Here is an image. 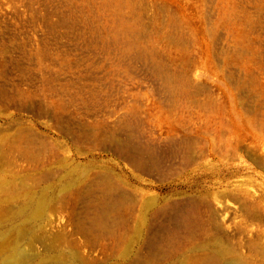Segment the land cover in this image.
<instances>
[{
  "label": "rangeland",
  "instance_id": "rangeland-1",
  "mask_svg": "<svg viewBox=\"0 0 264 264\" xmlns=\"http://www.w3.org/2000/svg\"><path fill=\"white\" fill-rule=\"evenodd\" d=\"M205 122L231 135L235 152L196 149L185 161L178 140ZM110 132L157 147V165L141 180L131 177L126 160L97 145ZM59 159L81 178L91 169L87 184L110 171L125 179V192L141 188L144 198L236 188L260 202L259 219H245L225 198L237 209L229 207L221 232L251 264H264V0H0V189H37ZM54 183L48 207L29 222L28 210L15 214L22 197L1 193L0 264H41L56 255L63 256L58 264H123L109 234L77 228L98 192L74 203L62 190L72 179ZM173 215L153 222L147 234L155 245L140 247L139 264L205 252L195 248L198 231L176 232L179 240ZM21 223L26 232L18 235L12 228ZM72 250L79 260L68 256Z\"/></svg>",
  "mask_w": 264,
  "mask_h": 264
},
{
  "label": "bare ground",
  "instance_id": "bare-ground-1",
  "mask_svg": "<svg viewBox=\"0 0 264 264\" xmlns=\"http://www.w3.org/2000/svg\"><path fill=\"white\" fill-rule=\"evenodd\" d=\"M161 72H163V71H161ZM181 74L182 73H180V75ZM172 76H173V73H172ZM177 77H178V75H177ZM231 80H233V79H231ZM175 83L176 82L174 81V84ZM167 84H168V82H167ZM187 92H189L191 94L190 90ZM186 94L189 95L188 93H186ZM212 103H213V101H212ZM202 104H201V106H202ZM206 104L209 105L208 102ZM214 104H212V105L214 106ZM207 105H206V107H207ZM215 105H217V104H215ZM212 109H213V107H212ZM248 121H249V119H248ZM133 123H134V121H133ZM134 124H136V123H134ZM218 128H220V127H218ZM95 129H96V127H95ZM66 130H67V128H66ZM21 134H18V136ZM175 136H177V135H175ZM139 138L141 139L140 136H139ZM200 138H202L201 141L199 140ZM123 139H125V138H123ZM203 139L205 141H203ZM231 141H232L231 135L229 136V135L225 134L224 132L220 131V129H217V130L214 129L213 130V128H210V125L205 122V124L203 126L198 127L195 130H190L189 132H184L182 135V138L180 140H178V142H177L178 143L177 149H179L183 153L185 161H193V160H191V157H192L191 153L194 152L196 149H198L201 152V155H202L203 150H207L208 153H217L219 155H224L226 152L229 153V151L235 152L236 146H235V144L231 143ZM132 142H134V141H132ZM142 142H143V140H142ZM169 142L170 141H168V143ZM219 143H221V144H219ZM131 144L129 143V141L127 142L126 140H122L120 137H118L113 132H110L106 136L99 138L97 140V145L99 147H101L103 149H107V147L109 145L110 146L109 150L112 151L113 154L118 155L122 159L126 160L133 167V170H134V172L131 174V177H134L136 180H141L140 173H145V172L147 173L148 171L150 172V170H152V168H154L157 165V161H159V160H156V155H157L158 150H157V147H156L157 151L154 148L140 147L138 145V144H142L140 142L137 144L138 146H133L134 143H133V145H131ZM143 144H145V143H143ZM142 146H144V145H142ZM160 146H162V145H160ZM151 147H152V145H151ZM161 148H163V146ZM163 151H166V150L163 149ZM171 151H172V149H171ZM173 151H174V149H173ZM222 151H224V152H222ZM168 152H170V151L168 150ZM24 153L27 156L32 155V151H30L28 148H25ZM172 154H171V156H172ZM174 154L176 156L177 153H174ZM230 154H227V155L230 156ZM197 156H199V155H197ZM162 157H164L163 154H162L161 159H160L161 161H163ZM174 159H175V157H174ZM58 161H59L60 165L57 166V170L48 169L45 171V174L42 175L43 177L40 176L44 183H43V185L39 186L37 189L28 187L26 185L22 186L20 188L21 190H18V188H16L17 186L16 187L15 186H10V187L7 186L5 188L0 189V197H1V193H4V192H6V195H5V193H4V195L7 198H9L10 200H14V199H17L18 197H20V198L22 197V205L19 207V209H17L15 211V214H18V213L19 214H25L26 211L28 210L30 213H29V215L26 213L25 222L26 221L29 222L32 219L31 216H36L37 214H39L41 211L45 210L48 207L49 204L47 202V199H48L49 194L52 191L53 184H55L54 181L55 182L56 181L61 182V181H65L67 178V179H72L73 184L63 185L62 190H64V193H67V195H70L72 197L74 203H76L78 200L80 201V199L83 197H87V198L90 197L95 192H98V194H99L98 198L95 195L97 198L96 200L93 199L94 197L93 198L91 197L93 200L90 199V205H89V207L87 206L88 208L85 210L83 220L79 221V223L77 224V226H78L77 228L79 229V232L80 233L85 232V234L86 233L89 234V232H93V233L98 232V235H99V232H105V233L109 234L113 239V243H114L113 248L116 251L119 259L121 261H123V264H139V260H141L140 258H142L139 255L140 247L143 245H145V247H146V245H149V246L155 245L154 239H152L150 236L148 237V234H147L149 232V230L151 229L153 222L156 219L158 220V218L167 214L170 211L171 212L174 211V215L171 217L174 219L173 221L175 222V223L173 222L174 225L171 226V228L173 227L172 229L174 230V233L176 234V232H183L182 230H184L185 231L184 233L189 232V234L187 233V235L189 237H192L193 235H191L190 233H195L196 231H198V233L196 232L197 236L199 234H202L203 237L199 241H197L195 248L198 250H204L205 252H203L200 255L197 252L196 254H198V256L193 254L196 257L192 258V256H191L192 259L189 256L190 261L182 257L183 259L178 260V261H174V262L169 263V264H222L223 260L227 256L230 257V260L228 262H226L225 264H251L244 257H242L237 252V250H234V248H235L234 246H232L233 249L231 248V246L227 243L226 235H224L221 232V227H222V225L225 224V217L227 216V213L229 212V207H233V210L237 209V208H235V205H231L230 203L225 201L224 200L225 198H230L232 200L233 204H238V209L244 213L245 219L247 218L252 223L255 222L256 220L258 221V219H259L258 211H260V210L258 209V206H259L260 202H258V201L255 202V200L251 201L250 196H246L245 193H241V192L239 193V191L236 192V190H235L236 188H223V189L217 190L215 192H210L209 190H206V191L201 192L199 194L188 195V194L184 193L183 196H179V197H172V195H169L168 197L163 196L161 198H159L157 196H148V197L144 198L141 194L142 189L139 188V189H135V192H136V195H138V196L141 195V196L137 199L135 198V200H134L133 197H136V195H131V190L128 191L130 194L123 190L125 188L124 185L127 184L125 179H120V178L115 177L114 174H112L110 171L98 172L96 175V180L92 183H88L89 184L88 185L87 182H88V177L90 175L91 169L86 171L85 174L83 175V177L81 178L78 175L79 172H78V169L76 166L69 168L68 166L61 165L62 161L60 159ZM167 161H169V160H167ZM174 161H176V160H174ZM176 162H175V164H176ZM161 164H162V162H161ZM186 164H188V163H186ZM189 165H192V164H189ZM170 167H171V165H170ZM183 167H184V165H183ZM178 169H180V168H178ZM156 172H158V171L156 170ZM155 173H153V174H155ZM161 173L162 172L160 171L159 174L161 175ZM162 175H165V174H162ZM150 176H151V174H150ZM39 178H37V179H39ZM90 180H92V179H90ZM37 182H38V180H37ZM127 190H128V188H127ZM211 194H214L215 196H212V199L210 200L209 197ZM67 195H65V197ZM71 197L69 200H71ZM261 212H262V210H261ZM233 213H234V211H233ZM234 214H236V213H234ZM167 220H168V218H167ZM248 220H246V221H248ZM259 222H260V220H259ZM161 223H163L162 220H161ZM119 227H121L123 229L122 232L116 231V228H119ZM164 227H167V225H165ZM121 228H119V229H121ZM222 228H224V227H222ZM13 229L15 230V232L18 235H21V234H24L26 232V225H25V223L17 224L15 226H13L12 230ZM152 230H154V229L152 228ZM119 231H121V230H119ZM178 234H176V235H178ZM155 236H157V234ZM181 236L182 235H180V237ZM199 236H201V235H199ZM60 237H61L60 235H57L55 238L59 239ZM170 237H173V236L171 235ZM168 238H169V236H168ZM3 239L6 240L7 235H3ZM182 239L185 240V238H182V237L179 240H181V242H182ZM60 241L58 240L57 242H60ZM187 241L189 243V240H187ZM174 242H175V244L177 243L176 241H174ZM166 244H165V246H166ZM49 245H45V246L48 248ZM156 245H157V243H156ZM52 246H53V244H52ZM133 246H138L137 250H133V248H132ZM153 246H151L152 249H153ZM171 246L174 247L175 245L173 246L171 244ZM171 246H170V248H171ZM177 246L178 245L176 244V247ZM54 247H55V245H54ZM160 247H162V246H160ZM182 247H183V245H182ZM253 247L255 248V246H253ZM179 248H181V247H179ZM167 249H169V248H166L165 250H167ZM172 250L174 251V249H172ZM154 252L156 253L155 249H154ZM165 252L166 251H164V253ZM140 253H141V250H140ZM172 253L174 254V252H172ZM181 253H182V251H181ZM78 254L75 252V250H72V251H70L68 256L73 260H79L80 257L78 256ZM150 255H152V254H150ZM156 256H157V254H156ZM162 256H164V255H162ZM62 257L63 256H61V255L50 256V258H48L47 261L45 259L41 262V264H58L61 261ZM158 257H159V254L157 256V259H158ZM150 259H151V257H150Z\"/></svg>",
  "mask_w": 264,
  "mask_h": 264
}]
</instances>
